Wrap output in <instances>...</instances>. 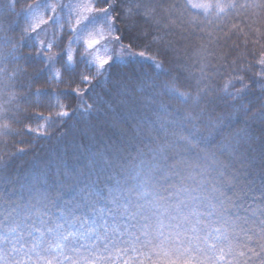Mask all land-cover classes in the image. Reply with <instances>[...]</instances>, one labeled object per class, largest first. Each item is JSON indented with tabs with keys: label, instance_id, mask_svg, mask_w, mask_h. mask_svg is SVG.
Here are the masks:
<instances>
[{
	"label": "clouds",
	"instance_id": "obj_1",
	"mask_svg": "<svg viewBox=\"0 0 264 264\" xmlns=\"http://www.w3.org/2000/svg\"><path fill=\"white\" fill-rule=\"evenodd\" d=\"M185 261L264 264V0H0V264Z\"/></svg>",
	"mask_w": 264,
	"mask_h": 264
},
{
	"label": "snow or ice",
	"instance_id": "obj_2",
	"mask_svg": "<svg viewBox=\"0 0 264 264\" xmlns=\"http://www.w3.org/2000/svg\"><path fill=\"white\" fill-rule=\"evenodd\" d=\"M197 6H199V5H197ZM104 61L101 59L100 60V63H103ZM221 259H223V257H221ZM173 264H179V262H173ZM183 264H191V262L190 261H185V262H183Z\"/></svg>",
	"mask_w": 264,
	"mask_h": 264
}]
</instances>
